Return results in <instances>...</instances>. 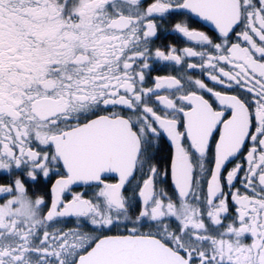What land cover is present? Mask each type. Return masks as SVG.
I'll return each instance as SVG.
<instances>
[{"label":"snow or ice","instance_id":"1","mask_svg":"<svg viewBox=\"0 0 264 264\" xmlns=\"http://www.w3.org/2000/svg\"><path fill=\"white\" fill-rule=\"evenodd\" d=\"M0 264H264V0H0Z\"/></svg>","mask_w":264,"mask_h":264},{"label":"flooded vegetation","instance_id":"2","mask_svg":"<svg viewBox=\"0 0 264 264\" xmlns=\"http://www.w3.org/2000/svg\"><path fill=\"white\" fill-rule=\"evenodd\" d=\"M167 27V26H165ZM193 27L199 29V30H202V31H209V27L210 26H205L202 22L201 23H195L193 24ZM209 34H214V33H209ZM158 44H164V45H167L169 43H172V44H176L177 46H185L186 45V42L183 41L182 38H176L174 35L170 34L168 36V39H160L157 41ZM159 74H164V73H159Z\"/></svg>","mask_w":264,"mask_h":264}]
</instances>
